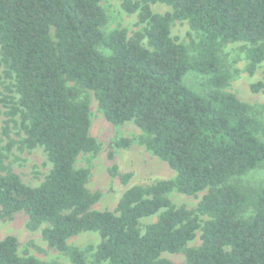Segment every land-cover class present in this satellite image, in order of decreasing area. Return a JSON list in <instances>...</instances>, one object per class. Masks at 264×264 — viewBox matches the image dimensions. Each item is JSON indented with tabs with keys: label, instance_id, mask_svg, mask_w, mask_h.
I'll use <instances>...</instances> for the list:
<instances>
[{
	"label": "trees",
	"instance_id": "trees-1",
	"mask_svg": "<svg viewBox=\"0 0 264 264\" xmlns=\"http://www.w3.org/2000/svg\"><path fill=\"white\" fill-rule=\"evenodd\" d=\"M100 1L0 0V86L17 94L13 105L0 97L8 105L6 127L19 114L22 143L42 146L50 163L44 179L29 185L7 169L0 150V219L24 212L29 227L44 224L48 247L66 252L71 264H87L83 250L67 245L84 231L99 234L88 247L93 264H173L163 252H183L185 264H264V185L244 190L230 181L264 168V124L222 91L229 75L219 55L222 45L244 42L249 73L264 60V0H124L122 7L146 24L131 36L124 28L102 31ZM154 3L170 11L154 13ZM174 20L199 33L194 55L170 36ZM188 71L207 76L204 93L184 84ZM68 81L93 92L108 122L132 121L174 179L132 185L113 210L93 209L100 193L86 186L89 170L74 163L98 143L89 134L88 103ZM251 89L264 93V83ZM110 174L122 183L131 176L115 166ZM173 189L206 191L195 209L208 217L201 225L195 210L170 203ZM248 208L252 214L241 217ZM151 216L155 221L142 222ZM198 228L200 245L187 247ZM17 245L12 235L0 239V264H43L19 255Z\"/></svg>",
	"mask_w": 264,
	"mask_h": 264
},
{
	"label": "rangeland",
	"instance_id": "rangeland-1",
	"mask_svg": "<svg viewBox=\"0 0 264 264\" xmlns=\"http://www.w3.org/2000/svg\"><path fill=\"white\" fill-rule=\"evenodd\" d=\"M135 2L136 0H130ZM124 0H101L106 22L102 26V31L107 33L116 28H124L127 36H131L136 31H141L146 24L141 23L137 17V11L129 12L122 7ZM151 11L154 13H165L170 8L162 3L151 4ZM170 36L176 42L187 47L188 54L194 55L192 42L199 39V33L191 29L186 20H174L170 25ZM146 45L145 40H142ZM244 42L226 43L220 47L219 55L223 66L229 75L228 82L222 91L233 93L239 100L249 105V115L261 124H264V93L262 90L253 91L251 85L259 81L264 83V60L255 67L252 73L246 69L247 60L245 58ZM264 44V41H263ZM248 45V44H247ZM3 67H0L2 74ZM3 85H7L10 80L4 79ZM207 76L188 71L183 82L192 90L198 93L206 91ZM68 86H73L79 95V99L86 100L90 112L89 134L98 143L96 152H81L74 163L76 168H86L89 170V177L86 183L90 191H97L100 197L93 205L95 210H113L122 193L132 185H148L157 180L174 179L175 171L169 165L153 155L143 143L144 133L135 126L132 121L122 124H112L108 122L101 110L93 92L80 87L72 81L67 82ZM12 87V86H10ZM0 97L8 96V105L16 102L17 94L9 92L0 86ZM8 105L0 101V150L4 153V164L10 171L16 173L20 179L29 185H38L47 175L50 163L46 158V152L42 146L29 148L22 143L25 136L21 127L19 114L13 116V121L6 120L9 115ZM5 127L7 128L6 134ZM264 141V137L260 136ZM119 139H129L127 147H118L114 142ZM112 166L116 167L118 173H130L127 183H122L117 175L110 174ZM4 174V172H1ZM231 182L238 184L244 190H250L264 185V168L257 167L244 174L233 177ZM205 190L194 195H185L171 190L167 197L172 205L185 206L187 209L195 210L196 206L205 194ZM252 214V209L248 208L240 216L248 217ZM199 224L201 225L208 217L195 210ZM156 217L151 216L142 220L143 223L155 221ZM44 224L37 228H31L28 224V217L24 212H17L12 217L0 219V239L7 235H12L17 240L19 255H32L43 264H71L66 252H59L48 247L47 242L42 238L41 230ZM99 242V234L94 231L80 232L67 239L69 247H78L84 251L87 264H93L92 252ZM201 243L200 229L195 231L194 237L187 242V247H197ZM161 257L168 259L173 264H185L183 252L161 253Z\"/></svg>",
	"mask_w": 264,
	"mask_h": 264
}]
</instances>
